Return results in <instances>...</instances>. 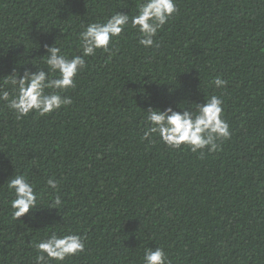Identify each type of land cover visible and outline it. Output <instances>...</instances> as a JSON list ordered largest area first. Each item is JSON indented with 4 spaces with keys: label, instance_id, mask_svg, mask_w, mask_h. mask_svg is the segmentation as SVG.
I'll return each mask as SVG.
<instances>
[{
    "label": "trees",
    "instance_id": "1",
    "mask_svg": "<svg viewBox=\"0 0 264 264\" xmlns=\"http://www.w3.org/2000/svg\"><path fill=\"white\" fill-rule=\"evenodd\" d=\"M140 3L0 0V85L46 67L44 45L56 40L78 55L82 25L115 12L131 21ZM175 3L153 46L129 23L110 52L86 57L62 93L70 105L18 119L0 100V264H35V244L53 232L80 235L85 250L48 264H143L156 247L169 264H264V0ZM212 95L231 133L217 151L145 137L149 107L187 110ZM17 174L42 206L18 220L8 187Z\"/></svg>",
    "mask_w": 264,
    "mask_h": 264
},
{
    "label": "clouds",
    "instance_id": "2",
    "mask_svg": "<svg viewBox=\"0 0 264 264\" xmlns=\"http://www.w3.org/2000/svg\"><path fill=\"white\" fill-rule=\"evenodd\" d=\"M177 11L175 0H141L138 11L131 17L128 14L116 13L104 22L82 25L78 34L79 54L69 58L57 40L51 46L44 45V68L36 67L35 72L25 71L21 76L15 71L6 76L0 85V100L16 114L17 118L27 117L30 113L47 115L63 106L70 105L72 100L62 95L67 89L74 88L75 78L86 67V57L95 55L97 50L110 52V44L120 36L125 27L131 23L132 28L140 34L139 45L147 48L154 45V37ZM217 88H223L227 81L217 76L213 80ZM10 85L13 94L5 87ZM193 106H195L193 108ZM223 101L217 95L210 96L203 104L189 105L180 111L167 107L164 110L149 107L146 110L148 131L145 137L156 134L159 140L172 149L187 147L191 152H209L218 150L219 139H228L231 135L229 125L223 118ZM50 188H57V181L49 178ZM14 192L11 200L13 218L28 214L39 206V197L34 186L24 174H17L8 182ZM50 208L59 210L62 201L55 196ZM37 255L35 264H48L49 260L62 262L66 257L75 256L85 250L84 239L77 234L51 233L47 238L35 244ZM143 264H169L167 254L161 247L146 248L142 257Z\"/></svg>",
    "mask_w": 264,
    "mask_h": 264
}]
</instances>
